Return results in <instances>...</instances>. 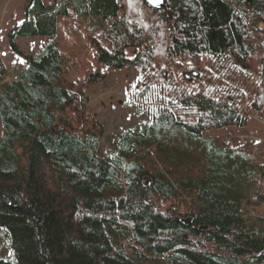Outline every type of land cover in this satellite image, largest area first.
Returning <instances> with one entry per match:
<instances>
[{"label": "trees", "instance_id": "trees-1", "mask_svg": "<svg viewBox=\"0 0 264 264\" xmlns=\"http://www.w3.org/2000/svg\"><path fill=\"white\" fill-rule=\"evenodd\" d=\"M70 17L110 20L89 37L97 66L73 82L58 39ZM30 36L48 41L25 56L16 39ZM9 41L25 64L0 88V234L14 255L0 264H264L246 208L264 192H245L264 162L205 136L264 118V0H29ZM129 65L147 125L103 158L85 91Z\"/></svg>", "mask_w": 264, "mask_h": 264}, {"label": "rangeland", "instance_id": "rangeland-1", "mask_svg": "<svg viewBox=\"0 0 264 264\" xmlns=\"http://www.w3.org/2000/svg\"><path fill=\"white\" fill-rule=\"evenodd\" d=\"M29 0H0V56L7 69V74L0 83L12 80L13 75L25 64V58L17 55L10 46L9 34L25 18V6ZM46 4L53 0H43ZM237 7L248 6V0H225ZM73 18V17H72ZM71 17L62 22L58 36L59 46L65 60V79L68 82L81 79L86 71L97 66L94 60V51L90 47V35H97L106 28L110 20L102 22H82ZM108 22V23H107ZM101 24V26H96ZM94 25V27H93ZM102 27V28H101ZM48 41L45 37H18L16 43L23 55L36 54ZM126 55L131 59L134 50L129 49ZM135 70L126 66L121 70L106 71L102 81L89 86L85 95L87 97V110L91 118L105 129L100 140V155L109 158L115 150L119 135L126 128L140 130L147 125V115L135 105L127 96V89L132 83ZM2 126L0 123V138ZM205 136L211 137L220 148L242 152L248 161L261 164L264 162V118L250 117L243 127H228L211 129ZM257 164V165H258ZM256 177V176H255ZM251 200L264 192V179L256 177L255 184L245 191ZM248 204L247 217L251 225L256 228L264 227V203L260 205ZM12 250L7 238L0 234V260L12 261ZM14 259V255H13Z\"/></svg>", "mask_w": 264, "mask_h": 264}, {"label": "water", "instance_id": "water-1", "mask_svg": "<svg viewBox=\"0 0 264 264\" xmlns=\"http://www.w3.org/2000/svg\"><path fill=\"white\" fill-rule=\"evenodd\" d=\"M145 2L154 9H161L165 4V0H145Z\"/></svg>", "mask_w": 264, "mask_h": 264}]
</instances>
